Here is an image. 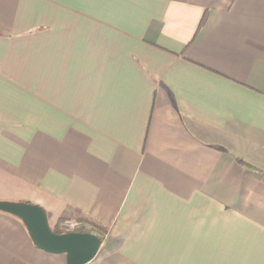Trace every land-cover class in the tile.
Masks as SVG:
<instances>
[{
  "label": "crops",
  "instance_id": "obj_1",
  "mask_svg": "<svg viewBox=\"0 0 264 264\" xmlns=\"http://www.w3.org/2000/svg\"><path fill=\"white\" fill-rule=\"evenodd\" d=\"M0 201L87 264H264V0H0ZM0 264L65 257L0 212Z\"/></svg>",
  "mask_w": 264,
  "mask_h": 264
},
{
  "label": "water",
  "instance_id": "obj_2",
  "mask_svg": "<svg viewBox=\"0 0 264 264\" xmlns=\"http://www.w3.org/2000/svg\"><path fill=\"white\" fill-rule=\"evenodd\" d=\"M0 212L13 215L25 225L32 243L41 251L64 255L65 264H87L101 245L98 236L85 232H54L45 211L28 202L0 201Z\"/></svg>",
  "mask_w": 264,
  "mask_h": 264
},
{
  "label": "trees",
  "instance_id": "obj_3",
  "mask_svg": "<svg viewBox=\"0 0 264 264\" xmlns=\"http://www.w3.org/2000/svg\"><path fill=\"white\" fill-rule=\"evenodd\" d=\"M76 219H78L82 224L86 223L87 226H80L77 229H75V231L77 232H85V233H91V234H95L96 236L99 237V239H103L104 234H105V229L103 227H101L98 223L92 222L88 219L85 218H80L75 216ZM62 220H66V218L62 217L60 219V221ZM54 232L57 233H61L60 231H57L56 229L53 230Z\"/></svg>",
  "mask_w": 264,
  "mask_h": 264
},
{
  "label": "built area",
  "instance_id": "obj_4",
  "mask_svg": "<svg viewBox=\"0 0 264 264\" xmlns=\"http://www.w3.org/2000/svg\"><path fill=\"white\" fill-rule=\"evenodd\" d=\"M78 222L77 221H65L64 222V230L62 232H70L74 231L78 227ZM87 226V224H86Z\"/></svg>",
  "mask_w": 264,
  "mask_h": 264
},
{
  "label": "rangeland",
  "instance_id": "obj_5",
  "mask_svg": "<svg viewBox=\"0 0 264 264\" xmlns=\"http://www.w3.org/2000/svg\"><path fill=\"white\" fill-rule=\"evenodd\" d=\"M71 221H79L78 219H73V220H71ZM64 220H62V221H59L56 225H55V227H53V230H57V231H60V232H62V230H64ZM78 227H80V226H86V223H84V224H82L80 221L78 222ZM77 227V228H78ZM75 231V230H74Z\"/></svg>",
  "mask_w": 264,
  "mask_h": 264
}]
</instances>
